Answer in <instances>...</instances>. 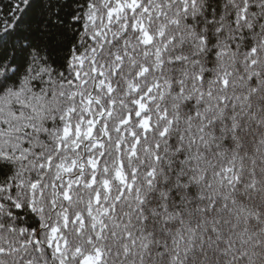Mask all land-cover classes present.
Listing matches in <instances>:
<instances>
[{
	"label": "snow or ice",
	"instance_id": "1",
	"mask_svg": "<svg viewBox=\"0 0 264 264\" xmlns=\"http://www.w3.org/2000/svg\"><path fill=\"white\" fill-rule=\"evenodd\" d=\"M0 264H264V0H0Z\"/></svg>",
	"mask_w": 264,
	"mask_h": 264
}]
</instances>
